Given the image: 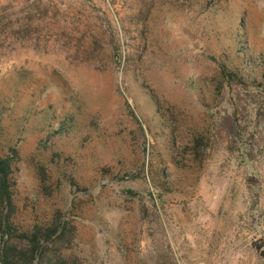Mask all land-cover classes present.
I'll list each match as a JSON object with an SVG mask.
<instances>
[{
  "label": "rangeland",
  "instance_id": "obj_1",
  "mask_svg": "<svg viewBox=\"0 0 264 264\" xmlns=\"http://www.w3.org/2000/svg\"><path fill=\"white\" fill-rule=\"evenodd\" d=\"M0 129L71 261L264 264V0H0Z\"/></svg>",
  "mask_w": 264,
  "mask_h": 264
},
{
  "label": "trees",
  "instance_id": "obj_2",
  "mask_svg": "<svg viewBox=\"0 0 264 264\" xmlns=\"http://www.w3.org/2000/svg\"><path fill=\"white\" fill-rule=\"evenodd\" d=\"M3 136L0 129V264H78L51 244L63 234L57 219L50 223H35L26 230L15 223L14 166L18 150L13 145L5 152L1 146ZM201 149L198 146V152Z\"/></svg>",
  "mask_w": 264,
  "mask_h": 264
}]
</instances>
